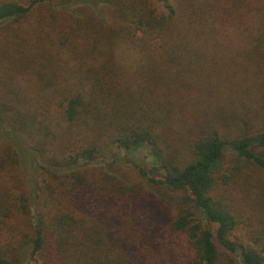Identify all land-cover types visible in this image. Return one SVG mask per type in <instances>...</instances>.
I'll return each instance as SVG.
<instances>
[{
  "label": "trees",
  "instance_id": "trees-1",
  "mask_svg": "<svg viewBox=\"0 0 264 264\" xmlns=\"http://www.w3.org/2000/svg\"><path fill=\"white\" fill-rule=\"evenodd\" d=\"M49 1H0V30L26 23ZM75 1L65 0L62 11ZM100 3L109 6L116 31L93 19L95 27L79 35L80 43L60 44L70 52L66 58L62 52L27 58L21 72L36 76L33 91L19 78L0 76V148L6 143L0 155V264H22L26 255L35 264H219L217 242L232 254L230 264H264V241L237 236V214L213 194L220 181L228 183L244 168L264 172V124L231 139L214 128L200 130L189 142L187 162L167 142L185 124L178 94L226 93L220 69H206L218 66L219 58L206 52L209 41L199 40L210 39L201 29L203 10L215 3ZM116 36L137 52L131 73L122 72L113 48L97 46ZM23 143L38 179L24 183L12 174L15 182L6 183L4 172L20 166L17 147ZM228 150L237 164L221 173ZM121 162L131 164L139 184L113 172L90 179L93 169ZM149 194L177 215L162 224L148 221ZM202 219L217 230L205 228Z\"/></svg>",
  "mask_w": 264,
  "mask_h": 264
},
{
  "label": "rangeland",
  "instance_id": "rangeland-1",
  "mask_svg": "<svg viewBox=\"0 0 264 264\" xmlns=\"http://www.w3.org/2000/svg\"><path fill=\"white\" fill-rule=\"evenodd\" d=\"M76 1L63 11L60 4L65 0L49 1L48 4L39 7L26 23L3 30L8 35L7 40L2 35L4 32L0 30V76L12 77L13 81L15 77L19 78L22 85L33 91L37 84L36 76L30 75L29 70L21 72L22 62L28 61L27 58L43 52L59 54L62 52L65 57L64 53L70 52L60 44L63 42L66 46L80 43L79 35L83 36L86 29L95 27L93 19L101 27L112 26V33L116 31L118 25L115 24L106 3H100V0ZM210 1L215 4L205 5L208 6L203 10L206 20L201 29L207 31L206 36H210L211 40L204 38L199 40L209 41L208 48H205L206 52L219 58L218 66L211 67L209 64L206 69H220L222 77L227 78L224 86L226 93L222 92L220 96L205 94L199 97L196 94L183 93L176 96L185 124L180 123L173 134L168 135L167 142L171 147L170 151L176 154L180 162L190 160L189 142L200 133V130L214 128L231 139L237 133L248 130L254 132L264 124V0ZM216 34L222 38L214 40ZM159 44L160 40L152 42L155 48ZM105 45L97 46L113 48L122 72L131 73L134 70L139 58L137 52L133 50L131 41L116 36L108 46ZM97 55L100 56V52ZM235 62L240 65L237 66ZM4 70L7 72H3ZM3 136V127L0 125L1 143ZM5 147L4 142L0 148V155L3 154ZM17 148L20 152V166L11 167L10 171L4 172L5 181L15 182L11 177L14 174L17 178L23 179L24 183H32L33 179H38L33 168V157L27 150V144L23 143ZM149 152L148 149L140 150L137 155L143 157ZM236 164V156L228 150L221 173L231 172L232 166ZM247 168L245 172V168L243 169V174L235 176L228 183L220 181L213 194L225 200L237 214L239 226L235 234L246 241L253 237L261 239V243L264 241V209L261 205L264 201V172L251 166ZM105 172L117 173L132 184L141 182L131 164L125 162L116 163L109 168L101 165L90 171L89 177L94 181L93 178L100 177ZM167 195L171 196L172 193ZM176 215V208L153 195L149 194L144 201V216L150 222L154 220L162 224L169 217ZM202 222L205 228L213 232L217 230L216 224L204 219ZM217 246L221 253L219 264H230L232 254L218 242ZM22 264L35 263L26 255Z\"/></svg>",
  "mask_w": 264,
  "mask_h": 264
}]
</instances>
